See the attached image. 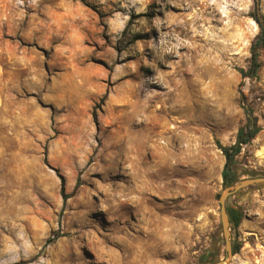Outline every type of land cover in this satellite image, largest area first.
Wrapping results in <instances>:
<instances>
[{"label": "rangeland", "instance_id": "374dc122", "mask_svg": "<svg viewBox=\"0 0 264 264\" xmlns=\"http://www.w3.org/2000/svg\"><path fill=\"white\" fill-rule=\"evenodd\" d=\"M255 13L264 0H0V264H203L213 244L264 264V183L226 200L243 213L229 255L218 200L242 97L260 130L237 158L264 176V45L257 78L241 72Z\"/></svg>", "mask_w": 264, "mask_h": 264}, {"label": "trees", "instance_id": "16d2710c", "mask_svg": "<svg viewBox=\"0 0 264 264\" xmlns=\"http://www.w3.org/2000/svg\"><path fill=\"white\" fill-rule=\"evenodd\" d=\"M254 18L259 25L260 31L255 36L250 46V59L248 68L246 71L241 70L243 76H249L251 78H257L258 76V70L261 66V62L259 60V51L264 45V17L255 13ZM241 101L243 103L245 121L241 126H239L236 132L235 141L229 145H223L220 142H217L218 147L221 149L225 157V162L222 170V179L224 186L231 185L242 175H252V172L250 170H247L246 168L241 166L237 157L241 152L242 146L244 144H248L254 138V136L260 130V126L257 122V116L254 114L252 106L249 104H245L244 97H242ZM61 196L63 202H65L66 199L70 196V194L66 193L64 190L63 180L61 182ZM227 212L229 215V221L232 226L235 228L238 227L242 219V209L236 205L227 206ZM58 235V232H56L55 236ZM47 240L53 241V238H48ZM213 247L214 244L213 246L211 245L210 247L206 248L204 252H202L201 257L204 263L211 261L214 258V256L209 254L210 249ZM238 249L239 244L232 245L233 253L237 252Z\"/></svg>", "mask_w": 264, "mask_h": 264}, {"label": "water", "instance_id": "95a60500", "mask_svg": "<svg viewBox=\"0 0 264 264\" xmlns=\"http://www.w3.org/2000/svg\"><path fill=\"white\" fill-rule=\"evenodd\" d=\"M264 183V176H245L243 178L237 179L234 183L227 186L221 194L218 196V200L220 203V223L222 234L224 238V250L227 255H229L232 251V241L230 239V231H229V215L227 212V198L232 195L238 193L241 189L248 187L254 184H263ZM214 247H217V244H214ZM227 259H217L213 258L211 261H208L204 264H222L223 261Z\"/></svg>", "mask_w": 264, "mask_h": 264}, {"label": "bare ground", "instance_id": "6f19581e", "mask_svg": "<svg viewBox=\"0 0 264 264\" xmlns=\"http://www.w3.org/2000/svg\"><path fill=\"white\" fill-rule=\"evenodd\" d=\"M0 107H3V105L2 104H0ZM137 143L138 142H136L135 140L133 141V145H132V147H131V149L132 148H134V151L136 152L137 151ZM178 160H179V158L178 157H175L174 158V161H171V158L170 157H168V156H164L163 155V157L161 158V160L159 161V165H160V168H165L166 166L167 167H170V168H174L175 166H176V164H177V162H178ZM145 173V175H147L149 172H144ZM148 176V175H147ZM149 187H151L150 186V184L147 182V184L143 187V189H144V191L146 190V189H149ZM172 191V190H171ZM147 192L145 191V194H146ZM165 243H167V242H165ZM159 244H160V242H159ZM162 244V243H161ZM165 246V245H164ZM163 248V247H162Z\"/></svg>", "mask_w": 264, "mask_h": 264}, {"label": "flooded vegetation", "instance_id": "af4514ba", "mask_svg": "<svg viewBox=\"0 0 264 264\" xmlns=\"http://www.w3.org/2000/svg\"><path fill=\"white\" fill-rule=\"evenodd\" d=\"M216 251H217V250L213 247V248L210 249L209 254L212 255V256H214L215 253H216ZM201 255H202V254H200V257H201ZM201 258H202V257H201Z\"/></svg>", "mask_w": 264, "mask_h": 264}]
</instances>
